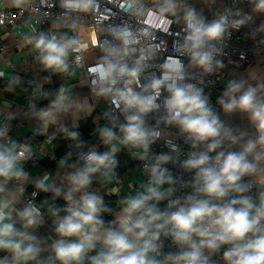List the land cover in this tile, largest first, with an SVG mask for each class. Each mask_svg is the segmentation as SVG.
<instances>
[{
	"label": "clouds",
	"instance_id": "1",
	"mask_svg": "<svg viewBox=\"0 0 264 264\" xmlns=\"http://www.w3.org/2000/svg\"><path fill=\"white\" fill-rule=\"evenodd\" d=\"M10 2L24 8L31 0ZM108 2L117 11L101 16V0H58L53 7L68 32L53 22L24 37L49 73L45 82L86 70L88 94L67 82L54 90L32 86L26 116L37 122L36 133L46 143L58 134L71 141L56 176L32 177L24 165L34 147L9 135L13 116L0 120V264H264V75L228 79L216 99L224 115L246 118L247 129L222 120L204 87L205 77L226 67L233 31L264 17V0H244L248 11L240 0ZM121 14L126 19H113ZM85 16L98 18L90 41L82 38ZM261 34L264 19L248 35L259 46ZM20 79L12 77L8 90ZM101 101L104 110L93 116ZM89 117L98 143L72 130ZM67 118L72 129L62 123ZM50 127L56 130L48 135ZM175 138L189 147L186 155ZM159 140L168 152H153ZM122 150L141 162L146 180L111 207L100 190L115 183L110 193L120 195ZM38 193L50 199L37 203ZM49 221L54 236L42 239L37 232Z\"/></svg>",
	"mask_w": 264,
	"mask_h": 264
},
{
	"label": "crops",
	"instance_id": "2",
	"mask_svg": "<svg viewBox=\"0 0 264 264\" xmlns=\"http://www.w3.org/2000/svg\"><path fill=\"white\" fill-rule=\"evenodd\" d=\"M221 0H218V5L220 6ZM7 3L12 6L10 0H7ZM202 7L201 4L197 3V8ZM245 11L248 9L245 7ZM205 15L211 19V13L205 8ZM264 17H259L256 19L255 24L251 26L257 27L261 20ZM32 23V19L27 17L20 24L21 29L27 34L30 35V25ZM51 25L40 29V31H46L50 28ZM60 32H65L66 29L60 28ZM13 30H4L0 29V41H4L8 45V49L4 52L0 51V72L3 75H0V120L5 119L9 115L13 116V119L10 121V135L17 140H25L28 135L33 136V140L31 141V145L36 148L42 146L43 153L41 156L40 162L34 167H28L24 165L25 170L30 173V175L34 178H38L43 174L44 171H50L53 176H56V168L57 164L53 163L48 158V148L43 144V139L47 135H41L36 133V128L38 124L35 120L30 119L26 116L28 111L27 103H28V95L31 93V89L24 87L19 84L13 91L8 90V84L12 77L19 76L20 78L24 76H30L36 82H40L44 84L45 89L54 90L58 88L61 84L67 82L69 85L73 86L74 91L78 92L81 96L88 94V87H86V79L82 73H77L75 78H61L59 76H52L51 83H47L44 81V77L48 76L49 73L43 71L40 66L35 62L33 64H28L29 59L34 57V53L31 51V47L24 43V40H21L19 44H16L14 41ZM88 56H94L95 54H87ZM91 61V59H88ZM251 72H256L259 75H264V54L258 58L253 63L247 65L245 68L239 70L231 66H226L223 69V82L221 86V92L217 95V97L222 93L224 87L226 86L228 79L240 78L249 75ZM27 89V91H25ZM95 113V112H94ZM93 113V116L95 114ZM219 114L221 119L224 120L228 125L234 127H240L242 129H247L249 127L246 118H243L239 115L235 116H226L222 111L219 110ZM88 122H91L92 130L94 129L93 118L89 117L87 119H80L79 127L76 129H72V121L70 118H67L62 121L65 125H67L72 130H80L86 126ZM56 129L54 127L49 128L48 135L54 132ZM90 132V133H91ZM92 143H98L95 137H92ZM70 142L60 140L55 149V154L58 156H62L69 150ZM100 150H104L103 146H100ZM123 151V150H122ZM121 152L117 153V156L120 155ZM121 183L119 184L120 195H116L115 193H110L111 187H117L114 183L108 188H101L100 194L104 197L105 203L110 206L109 200H113V202L118 201L122 196L130 192L133 188L138 187L139 182L142 180L140 172L137 171V166H133L131 168L125 169L123 176L118 175ZM31 189H34L31 185L28 186ZM93 187H96L94 185ZM41 193H39L40 195ZM43 200V198H42ZM62 200V199H58ZM57 200V201H58ZM39 201V199H38ZM40 203V201H39ZM110 218H112L110 216ZM50 221L45 224V226L37 232V235L40 238H44L45 236H54L52 232V227L50 225Z\"/></svg>",
	"mask_w": 264,
	"mask_h": 264
},
{
	"label": "built area",
	"instance_id": "3",
	"mask_svg": "<svg viewBox=\"0 0 264 264\" xmlns=\"http://www.w3.org/2000/svg\"><path fill=\"white\" fill-rule=\"evenodd\" d=\"M193 2H196V0H193ZM58 0H31V2L24 8H17L14 6H11L7 3V0H0V29L4 30H13L15 32L14 34V41L16 44H19L21 40H24V37L27 35L22 29L20 24L24 21L25 18L30 17L32 19V23L29 26L36 27L38 31L40 29H43L44 27H47L49 25H52L53 22L61 23V28L66 29V33L68 32V29L66 27H63L62 19L59 15L60 10L58 7H53L54 4H57ZM240 7L245 8L244 0H240ZM117 9L113 3H109L108 0H101V11L100 15L104 14H110L111 12H116ZM114 20H123L126 19L122 14L118 15L113 18ZM84 31L82 34V38L85 40L91 39L90 31L89 29L92 26H98V18L92 17V16H85L83 17L81 21ZM107 23V22H105ZM255 28L254 26H246L242 27L239 31H233L231 37L226 41L227 47L225 51L228 54V57L225 58V64L226 66H231L236 69H243L247 65L253 63L258 58H260L264 54V45L256 46L254 45V42L251 38H249V33L251 30ZM179 35V30L177 28V31L173 34ZM264 35V34H261ZM169 40V44L171 43V37H167ZM254 47H256V51H254ZM8 49V45L4 41H0V51L4 52ZM245 54V58L243 60L240 59L241 54ZM35 55V54H34ZM87 62L92 63L94 62L95 55L94 56H88ZM88 59H91L89 61ZM185 59V63H187V58ZM231 61V62H230ZM35 63L34 57L32 59H29L28 64ZM77 73H82L86 79V83H88V77L86 70L80 71L78 70ZM36 81L32 79V77L24 76L20 79V84L27 88H32L33 84ZM223 82V69L215 75L207 76L205 77V93L209 96L210 103L216 107L217 111L219 112L220 108L219 105L216 104L217 95L221 92V86ZM30 99V94L27 97ZM104 102L101 101L100 104L97 106V109L95 111V116L102 112L104 110ZM105 121L101 119L100 123L103 124ZM173 137H175L176 129H170ZM10 135V133H9ZM50 135V134H49ZM11 136V135H10ZM33 140L32 135H28L25 140H18L21 143H29L31 144V141ZM47 136L43 139V144L46 145V148H48V158L55 164H57L58 160L63 156H58L55 154L56 145L60 140H64L67 142H70V140H67L66 138H62L59 134L56 136L55 139L51 141V143H46ZM175 143H178L182 147L183 153L186 155L189 151V147L183 143L182 138H175ZM36 155L29 161L25 163L28 167H34L37 165L40 160L43 153L42 146L34 148ZM152 150L155 153L160 152H168L169 149L165 142L163 140H159L152 146ZM131 159L135 162L136 166L141 164L140 161H137L131 157ZM173 172H181L182 170L179 169L178 166H173L171 164L167 165ZM141 175V174H140ZM185 179H189L190 175L185 173L184 174ZM142 180H146V177H143L141 175ZM28 193L27 195L30 196L31 191L34 189H31L28 187ZM255 191V189H253ZM179 194V193H178ZM39 193L35 197V202L39 203ZM105 220H110V215H107V217H104ZM51 225V223H50ZM222 264V262H221Z\"/></svg>",
	"mask_w": 264,
	"mask_h": 264
},
{
	"label": "trees",
	"instance_id": "4",
	"mask_svg": "<svg viewBox=\"0 0 264 264\" xmlns=\"http://www.w3.org/2000/svg\"><path fill=\"white\" fill-rule=\"evenodd\" d=\"M91 130H92L91 122H88L84 128L78 130L81 133V139H83L85 141H89L90 143H92V139H91V135H90ZM117 159L119 161L117 173H118V175H121V176H123L125 169L131 168V167L136 165L135 162L131 159V156L129 155L127 150H123L122 153L117 156ZM42 198L43 199H45V198L50 199V194L41 193L39 195V201L40 202H42ZM63 203H64L63 200L57 201V204L60 206H62ZM109 203H110L111 207L116 206V203L113 202V200H109ZM105 217H107V214L105 215Z\"/></svg>",
	"mask_w": 264,
	"mask_h": 264
}]
</instances>
